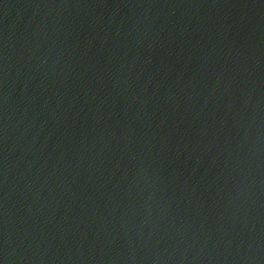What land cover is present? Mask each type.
<instances>
[{
    "label": "water",
    "instance_id": "water-1",
    "mask_svg": "<svg viewBox=\"0 0 264 264\" xmlns=\"http://www.w3.org/2000/svg\"><path fill=\"white\" fill-rule=\"evenodd\" d=\"M0 264H264V0H0Z\"/></svg>",
    "mask_w": 264,
    "mask_h": 264
}]
</instances>
